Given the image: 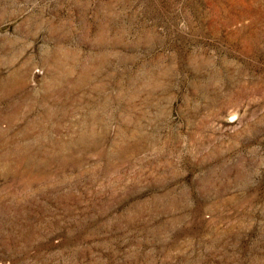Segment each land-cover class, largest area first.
<instances>
[{
  "label": "rangeland",
  "instance_id": "obj_1",
  "mask_svg": "<svg viewBox=\"0 0 264 264\" xmlns=\"http://www.w3.org/2000/svg\"><path fill=\"white\" fill-rule=\"evenodd\" d=\"M0 264H264V0H0Z\"/></svg>",
  "mask_w": 264,
  "mask_h": 264
}]
</instances>
